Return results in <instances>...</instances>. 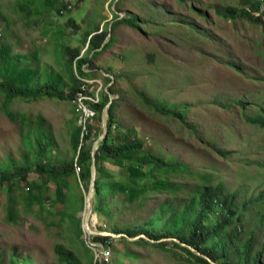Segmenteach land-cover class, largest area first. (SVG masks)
<instances>
[{
  "label": "rangeland",
  "instance_id": "obj_1",
  "mask_svg": "<svg viewBox=\"0 0 264 264\" xmlns=\"http://www.w3.org/2000/svg\"><path fill=\"white\" fill-rule=\"evenodd\" d=\"M40 1L0 0L4 16L0 15V40L10 42L14 53L25 54V62L33 59L32 65L38 67L41 76L52 73L66 83L69 76L63 47L79 50L78 57L85 55L88 49L83 36L103 25L108 29L107 38L112 36V43L95 56L89 55V61L82 65L85 72L91 73L92 82H86L85 87L91 94L112 87L109 98L114 100L119 128H134L146 149L168 161L187 163L197 175L211 174L226 190L237 191L240 200L264 195V129L250 122L255 116L264 118V32L261 26L244 18L230 19L217 13L227 4L240 7L237 0H61L66 3V10L59 13L44 9ZM116 15L123 19L131 17L140 30L125 24L110 28ZM174 106L184 111L185 120L167 112ZM9 107L24 114L25 119L18 115L11 121L0 109V167L8 165L10 159L21 165L25 140L29 136L34 149L38 130L47 135L52 145L48 159L60 161L74 155L70 133L77 124L78 111L70 100L44 96L36 100L15 98ZM106 117L104 110L100 122L92 120L93 135L87 142L97 145V139L106 134ZM39 118L44 122L37 126ZM217 149L227 153L220 155ZM33 158L34 152L30 150L27 161ZM196 174L184 179L188 188L201 182ZM27 179H39L33 168ZM76 179L68 177L62 202L52 204L51 199H45L42 210L36 204L24 209L19 199L28 186L20 180L22 188L12 189V196L17 199L14 221L7 219V183L3 184L1 264H61L57 245L70 252L73 261L87 263L79 240H84L83 233L77 239L69 229L70 213L81 218L79 196L83 195L84 205L86 195L90 194V184L86 190ZM50 191L54 195L52 187ZM148 195L139 208L127 204L120 208V201L113 202L111 223L118 227L139 225L165 211L160 206L171 201L167 193ZM92 200L93 196L91 208ZM168 214L165 211V217ZM101 220L107 227L112 225ZM255 224V217H248L245 230ZM106 229L101 230V235L112 239L110 248L107 247L108 264H199L173 245L180 243L176 238L158 240L166 242L169 250L165 251L154 245L158 241L143 234L129 237ZM257 230L260 246L264 227ZM138 237L149 243L133 242Z\"/></svg>",
  "mask_w": 264,
  "mask_h": 264
},
{
  "label": "trees",
  "instance_id": "obj_2",
  "mask_svg": "<svg viewBox=\"0 0 264 264\" xmlns=\"http://www.w3.org/2000/svg\"><path fill=\"white\" fill-rule=\"evenodd\" d=\"M34 1L27 0L29 3ZM237 1L240 7L227 4L225 8L217 9V13L230 19L244 18L254 25L261 26L264 32V0ZM40 4L48 11L59 13L66 10V3L61 0H41ZM0 15L3 16L1 11ZM115 22H111L109 27L115 28L116 25L125 24L140 30L131 17L123 19L116 15ZM107 35L108 29H105L103 25L97 26L91 32H86L83 42L87 44L88 52L80 57H78L79 50L63 47L67 55L65 66L69 76V81L66 83L62 82L59 75L52 73L41 76L38 67L32 65L33 59L25 62L27 59L25 54L14 53L10 42L0 40V109L2 112L11 121L16 120L18 115L24 120V114L16 113L9 107L15 98L36 100L44 96L71 100L81 87L80 77L90 78L91 76L90 72L84 71L82 65L89 61L90 56L102 52L112 43V36L107 38ZM110 93H113V89L108 86L102 92L99 90L97 102L86 101L93 109L95 116L85 121L83 133L79 125H73L70 142L74 155L71 158L60 161L48 159L47 152L52 145L47 135L38 130L35 133L34 149L29 136L25 140L26 148L22 153L21 165L10 159L8 165L0 167V188L7 183L6 192L9 202L7 219L15 220L17 199L12 196V189L22 188L19 184L20 180H25L28 186L26 194L19 199L24 204V209L36 204L42 210L45 208L43 203L45 199H51L52 204L63 201L68 177L74 180L77 177L76 182L82 184L87 190L93 165L92 210L96 213L98 227H105L109 229V232L122 233L129 237L143 234L148 239L156 241L162 238H176L180 243L173 242V245L178 246L185 256L199 264H263L264 239L261 245L257 246L259 238L255 232H258V228L264 227V195L259 193L254 197L250 195L240 200L237 191L226 190L225 186L220 181H215L211 174L197 175L187 163L177 159L168 161L159 153L146 149L134 128H119L114 115L115 103L112 98H109ZM103 110L107 113L106 134L97 142L93 150L92 141L87 142L93 135L92 120L100 122ZM261 110L264 112V109ZM167 112L181 121L185 120L184 111L178 107H170ZM43 122L44 120L39 118L36 125L40 126ZM250 122L264 129L263 116H255L250 119ZM192 130L195 131V127H192ZM30 150H33L34 158L28 162L27 156ZM216 151L220 155L227 153L222 149ZM76 167H78V173L75 172ZM31 168L39 176L38 180L27 179V173ZM195 174L201 182L188 188L184 179L187 176L193 177ZM173 178H181L182 182ZM51 187L54 189V195L50 191ZM149 193L168 194L171 201L166 200L160 206L161 210L169 213L167 217H165V211H162L139 225L118 227L111 223L110 218L114 210L110 207L113 202L120 201V208L126 206L125 204L139 208L148 200ZM79 198L80 207L83 208V195L81 194ZM249 210L255 211V214L251 215ZM250 216L255 217L256 224L246 231V220ZM102 218L112 225L109 224L108 227L103 225ZM68 219L69 229L79 239L82 234L81 218L70 213ZM108 236L97 235L93 237V240L101 241L110 248L112 239ZM121 238L124 240V237ZM79 240L88 259L86 264H92L91 249L85 246L83 239ZM133 242L149 243L141 237ZM154 245L165 251L169 250L165 241H158ZM55 250L61 264L63 261L68 264H79L78 261L72 260L71 253L65 251L61 245H57ZM126 254L133 257L130 252ZM108 263L104 261L102 264Z\"/></svg>",
  "mask_w": 264,
  "mask_h": 264
},
{
  "label": "built area",
  "instance_id": "obj_3",
  "mask_svg": "<svg viewBox=\"0 0 264 264\" xmlns=\"http://www.w3.org/2000/svg\"><path fill=\"white\" fill-rule=\"evenodd\" d=\"M90 78L80 77L82 82L80 89L76 92L75 97H73L70 101L76 105V109L78 111L77 117V125H79L82 129V133L85 131V121L94 115L93 109L89 106L86 101L97 102L98 101V91L95 94L89 93V89L85 87L86 82L91 83ZM78 173V167H76ZM87 203V204H86ZM95 213L93 212L90 201L85 198L83 211L81 214L82 220V233L83 238L86 245L91 249L93 258L92 264H102L106 261L110 256L109 247L106 246L101 241L93 240L94 236L101 235L103 232L101 230L106 229L98 227L97 218L95 217ZM107 230V229H106ZM106 233V232H105ZM108 247V248H107Z\"/></svg>",
  "mask_w": 264,
  "mask_h": 264
},
{
  "label": "water",
  "instance_id": "obj_4",
  "mask_svg": "<svg viewBox=\"0 0 264 264\" xmlns=\"http://www.w3.org/2000/svg\"><path fill=\"white\" fill-rule=\"evenodd\" d=\"M109 103H110V101H109ZM108 103V104H109ZM107 104V105H108ZM106 105V106H107ZM104 111V110H103ZM106 131H104V133H105ZM103 137V136H102ZM102 137H99L98 139H97V141H99ZM96 148V145H92V149L94 150ZM93 186H94V167H93V165L91 166V180H90V190H89V192H90V194L88 193V201H90V199H91V197L93 196Z\"/></svg>",
  "mask_w": 264,
  "mask_h": 264
},
{
  "label": "bare ground",
  "instance_id": "obj_5",
  "mask_svg": "<svg viewBox=\"0 0 264 264\" xmlns=\"http://www.w3.org/2000/svg\"><path fill=\"white\" fill-rule=\"evenodd\" d=\"M86 198L88 199V196L86 195Z\"/></svg>",
  "mask_w": 264,
  "mask_h": 264
}]
</instances>
